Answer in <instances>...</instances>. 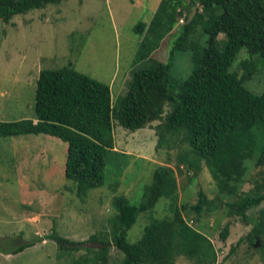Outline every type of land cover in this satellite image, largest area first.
Here are the masks:
<instances>
[{
    "label": "rangeland",
    "instance_id": "374dc122",
    "mask_svg": "<svg viewBox=\"0 0 264 264\" xmlns=\"http://www.w3.org/2000/svg\"><path fill=\"white\" fill-rule=\"evenodd\" d=\"M160 1L62 0L15 14L8 21L0 19V90L5 91L1 100L8 102L6 109L12 110L1 113L0 119H33L38 72L69 63L76 70L109 84L112 105L118 106L133 71L149 63L146 59H137L143 42L148 57L170 63L176 95L180 82L193 68L192 51L188 46H205L207 33L203 31L200 18L196 17L183 43L184 49L171 55L174 42L183 25L194 17L197 5L188 9L178 7V20L170 29H165L163 22L150 30L149 24ZM215 10L219 13L221 8L216 6ZM183 12L184 20L179 22ZM138 23L143 27L135 30ZM225 42V35L220 33L218 48L222 49ZM228 71L235 73L248 90L257 94L264 90V62L245 47L238 51ZM122 79L124 83H121ZM168 108L166 104L165 112ZM159 121L135 130L117 123L113 125L117 148L107 155L104 184L90 188L83 198L76 195L75 182L64 177L66 143L61 139L45 140L49 146L43 147L49 150L45 156L37 158L45 159L44 165L21 164L17 169L15 159H11L14 150L28 145L37 148L33 139L28 142L33 135L19 136L25 142L1 146L0 264H70L71 256L78 257L86 245L101 246L99 242L87 241L92 233L111 241L110 217L116 212L112 205L113 196L124 194L132 203H139L143 188L151 181L157 164L174 168L180 204L196 202L203 192L209 198L216 196V183L206 167L195 175L183 165L179 166L181 170L178 169L177 158L186 150V144L169 135L159 142L155 128ZM252 130L255 148L251 158L245 160L247 169L240 185L244 191L252 189L255 180L264 173V167L255 165V158L264 145V127L256 123ZM32 154L27 153L25 158L29 159ZM220 196L224 201L234 198L233 195ZM263 205L264 202L249 209L247 219L227 215L224 207L205 211L198 219H195L194 212L183 213L187 221L206 233L214 244L217 262L206 264H262L264 237L253 246H248L245 237ZM171 212L169 200L161 197L151 212L138 215L126 232L127 239L131 242L139 239L151 216L161 218ZM37 214L38 221L30 219ZM226 224H229L227 236L222 238ZM53 230L69 240L87 242L79 245L81 249L68 254L48 236ZM42 238L46 241L43 242ZM31 241L32 245L17 253L7 251ZM121 258L120 250L109 245L106 264H118ZM176 264L196 263L179 255Z\"/></svg>",
    "mask_w": 264,
    "mask_h": 264
},
{
    "label": "trees",
    "instance_id": "16d2710c",
    "mask_svg": "<svg viewBox=\"0 0 264 264\" xmlns=\"http://www.w3.org/2000/svg\"><path fill=\"white\" fill-rule=\"evenodd\" d=\"M60 1L0 0V19L8 21L15 14ZM193 5H197L195 15L183 25L170 54L184 49L183 43L196 17L207 33L206 45L188 46L193 68L180 82L176 95L170 63L148 57L143 42L137 59L149 63L133 71L118 106L112 105L109 84L69 63L40 69L35 85L36 121L0 120V136L44 133L64 141V175L75 182L76 195L82 198L90 188L104 184L107 155L116 151L115 123L135 130L160 120L155 125L159 142L169 135L186 144V150L177 158L178 169L183 165L195 175L206 167L216 183V196L209 198L203 192L196 202L180 204L174 168L157 164L139 203H132L124 194L113 196L116 212L110 217L111 241L92 233L87 241L99 242L101 246L86 245L78 257L71 256L70 264H106L111 244L122 253L118 264H176L179 255L196 264L216 263L217 253L210 237L190 224L183 213L194 212L198 219L205 211L224 207L227 215L247 219L248 210L264 202V173L252 189L240 188L247 169L245 160L251 158L255 148L252 129L256 123L264 127V90L258 94L248 90L235 73L228 71L241 47L250 54H258L264 62V0H161L149 29L163 22L165 29H170L178 20L177 8ZM216 6L221 8L219 13ZM142 27L138 23L135 30ZM220 33L226 37L222 49L217 46ZM166 104L169 108L165 112ZM255 165L264 167V145ZM222 194L234 198L224 201ZM161 197L169 200L171 214L151 216L141 237L129 241L127 230L140 213L151 212ZM228 227L226 224L222 238L227 236ZM48 236L68 254L87 242L69 240L54 230ZM263 237L264 205L259 207L245 238L248 246H253ZM68 243L72 245L66 246ZM32 244L23 243L7 251L17 253Z\"/></svg>",
    "mask_w": 264,
    "mask_h": 264
},
{
    "label": "crops",
    "instance_id": "0c3cea01",
    "mask_svg": "<svg viewBox=\"0 0 264 264\" xmlns=\"http://www.w3.org/2000/svg\"><path fill=\"white\" fill-rule=\"evenodd\" d=\"M39 74V72H38ZM126 76V75H125ZM37 77L38 75L36 76V79L37 80ZM36 82V81H35ZM124 79H122V82L121 83H124ZM36 85V83H35ZM111 90V88H110ZM5 91L4 90H0V114L1 113H5L6 112H11L12 110L10 108H7L5 107V105L7 106L8 102H3L1 100V97L4 96V93ZM19 118H23V117H19ZM19 118H14V119H19ZM2 120V119H0ZM33 120L36 121L35 117H33ZM151 125V124H150ZM144 128V127H143ZM28 135H33L29 140L28 142L32 141H35L36 142V146L37 148H31L29 147V145L25 148H22V149H15L14 150V154H13V157L11 159H15V162H16V169L18 167V165H21V164H28V165H44L46 163V160L45 159H42V160H38L37 158L39 156H45V154L47 153V148H44L43 146H49V144L47 143V141L45 140H50L53 138V136H50V135H47V134H44V133H37V134H28ZM19 136L21 135H12V136H0V147L1 146H6L7 144H14L15 142H23L24 139L23 138H19ZM12 137H17V138H12ZM25 142V141H24ZM29 147V148H28ZM116 142H115V147L114 149L116 150ZM121 151V150H119ZM27 153H33L31 155L30 158L32 159H26L25 156ZM65 155H66V145H65ZM18 156H20V158H17ZM10 159V161H11ZM0 160H2L0 158ZM64 167H65V161H64ZM63 173H64V169H63ZM65 177V175H64ZM30 219H32L33 221H38L39 219V215H32L30 216ZM42 241L45 242L46 239L42 238Z\"/></svg>",
    "mask_w": 264,
    "mask_h": 264
},
{
    "label": "built area",
    "instance_id": "2783aa9c",
    "mask_svg": "<svg viewBox=\"0 0 264 264\" xmlns=\"http://www.w3.org/2000/svg\"><path fill=\"white\" fill-rule=\"evenodd\" d=\"M178 11H179V9H178ZM184 12H183V14L180 16V18H179V22H183V20H184Z\"/></svg>",
    "mask_w": 264,
    "mask_h": 264
}]
</instances>
